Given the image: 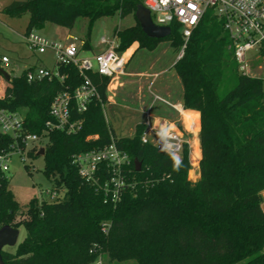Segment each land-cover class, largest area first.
<instances>
[{"label": "trees", "instance_id": "1", "mask_svg": "<svg viewBox=\"0 0 264 264\" xmlns=\"http://www.w3.org/2000/svg\"><path fill=\"white\" fill-rule=\"evenodd\" d=\"M139 6L144 0H24L0 12L13 19L28 15L26 34L49 23L71 29L81 18L91 29L119 13L136 21L115 32L119 53L134 45L153 51L164 41L179 52L185 44L179 26L171 25L166 39H150L136 20ZM83 50H90L87 43ZM56 69L63 81L46 77L29 83L27 73L34 69L4 81L0 108L24 109L23 133L47 140L44 174L56 197L54 202L34 199L23 210L0 168V229L26 231L14 253L2 252L4 264H93L98 259L103 264H264V80L239 72L230 37L214 10L206 12L173 67L184 109L200 114L197 182L189 180L188 144L177 159L142 142L144 125L136 126L131 138H117L104 114L111 78L97 73L88 76L99 99L73 116L83 121L81 130L71 135L49 130L54 99L84 84L75 66L57 63ZM112 140L131 163L118 203L103 191L109 178L105 167L96 181H88L75 164L79 155L102 150ZM15 147V140L0 131V156Z\"/></svg>", "mask_w": 264, "mask_h": 264}, {"label": "built area", "instance_id": "2", "mask_svg": "<svg viewBox=\"0 0 264 264\" xmlns=\"http://www.w3.org/2000/svg\"><path fill=\"white\" fill-rule=\"evenodd\" d=\"M144 7L149 10L155 25L170 28L171 25L179 26L185 44L178 52V60L183 58L186 44L206 12L214 10L218 19L224 23V30L230 37L239 72L252 77L253 66L248 59L250 54H256L258 63L259 60L264 61V0H144ZM24 41L30 50L39 54L52 50L57 63L75 66L84 78V84L76 91L73 93L65 91L54 99L50 110L52 122L47 124V128L51 131L71 135L81 130L83 121L74 120V113L80 115L86 113L92 100L99 99L98 89L88 76L90 73L108 78L126 75L128 59L118 52L119 44L116 36L112 42L103 38L101 45L105 47L104 50L94 55L92 59L80 58L84 44L81 50L76 44L70 46L54 44L35 32L25 34ZM1 62L4 67L10 65V59L6 56L1 57ZM259 69L264 70L263 67ZM46 77L64 80L57 69L49 71L38 67L27 73L29 83ZM4 94L5 90L0 98H4ZM174 109L178 112L182 111L179 105ZM18 115L0 108V131L15 140L16 147L12 153L17 151L19 155H24L28 144L37 143L39 138L23 133L24 118ZM143 125L145 126L141 138L143 143L151 144L161 152L180 158L184 145L188 143L179 128H172L167 124L156 125L152 123L149 113ZM20 143L24 145V150L20 147ZM12 153L0 156V168L5 172L8 171L6 162L9 161ZM75 164L80 176L88 181H96V175L105 167L109 178L103 191L113 203L120 201L121 191L126 185V170L131 163L128 156L117 148L114 140L110 146L102 150L79 155L75 159ZM93 264L103 263L98 259Z\"/></svg>", "mask_w": 264, "mask_h": 264}, {"label": "rangeland", "instance_id": "3", "mask_svg": "<svg viewBox=\"0 0 264 264\" xmlns=\"http://www.w3.org/2000/svg\"><path fill=\"white\" fill-rule=\"evenodd\" d=\"M14 1L24 0H0V9L9 6ZM28 22V15L13 19L0 12V58L6 56L10 59V65L3 66V68L11 77H19L29 69H35L38 66L49 71L57 67V59L52 50L39 54L30 50L26 45L24 35ZM135 24L134 17L122 19L117 13L113 17L95 22L91 29L90 21L81 18L71 29L49 23L43 29L34 32L50 43L63 46L76 44L80 50L82 45L87 43L90 50H81L80 58L92 59L94 55L104 50L105 47L101 45L103 38L112 42L117 30H124ZM121 54L128 59L125 68L126 75H116L111 78L104 114L117 138H131L135 134L136 126L146 122L147 113L150 114L151 121L153 118H174L175 109L173 110L165 101H158L155 97L157 95L164 97L163 93L168 88L171 98H166V100L172 104L182 103L183 88L173 69L178 60V52L171 47L169 42L159 43L153 51L139 49L137 45H134L130 50ZM256 58V54H250L248 57L253 66L251 76H261L260 78L264 80V70L259 69L260 67L264 69V61L259 60L260 63H258ZM1 82L0 77V85ZM18 114L19 117L24 118L26 111L21 109ZM46 143V139L35 144L29 143L24 155H19L16 151L6 162L8 166L6 173L10 179L9 189L23 210H26L34 199L39 202L56 200L54 195H50L53 183L44 174V157L38 156V152L35 151L43 149ZM191 155L192 168L189 172V180L197 182L200 178V161L198 157ZM262 208L264 210V204ZM25 237L26 231L20 227L17 245L4 250L14 253Z\"/></svg>", "mask_w": 264, "mask_h": 264}, {"label": "crops", "instance_id": "4", "mask_svg": "<svg viewBox=\"0 0 264 264\" xmlns=\"http://www.w3.org/2000/svg\"><path fill=\"white\" fill-rule=\"evenodd\" d=\"M1 81L2 82L0 85V90H1L0 91V97L2 96V93H4V90H5V84H3L5 80L2 77H1ZM182 93H183V89H182ZM163 95H164V97L157 95L155 98H158V101L159 100H161L163 102L165 101V103L168 104L173 110H174L175 106L179 105L182 107V111L178 112L177 110H174L176 113V116L174 118H153L152 123H154L156 125L157 124H167V125L171 126L172 128H179L182 131L184 139L187 141V143L189 145L190 155L193 154V156L198 157V160L200 161V159H201V146H200V139H199L200 129H201L200 114L193 112V111L185 110L183 107V103L172 104V103L168 102L166 100V98L167 99L171 98V92H169L168 88L165 89ZM107 102H108V98H107ZM185 113H191L193 115L194 126L189 124L188 117H187V115H185ZM144 123L145 122H143L139 125H143ZM196 127H197V129H196ZM196 142H197V144H196Z\"/></svg>", "mask_w": 264, "mask_h": 264}, {"label": "water", "instance_id": "5", "mask_svg": "<svg viewBox=\"0 0 264 264\" xmlns=\"http://www.w3.org/2000/svg\"><path fill=\"white\" fill-rule=\"evenodd\" d=\"M135 17L140 24L143 33L150 39L163 40L169 37L172 33L170 27H159L155 25L149 10H147L144 6L138 7ZM0 75L6 82L11 80V76L4 69H0ZM44 152L45 150L41 149L38 156H43ZM136 166L138 167L137 171H139L141 164L136 162ZM18 238L19 230L13 229L9 226L0 229V264H4L2 259V252L4 249L7 247H15L17 245Z\"/></svg>", "mask_w": 264, "mask_h": 264}, {"label": "bare ground", "instance_id": "6", "mask_svg": "<svg viewBox=\"0 0 264 264\" xmlns=\"http://www.w3.org/2000/svg\"><path fill=\"white\" fill-rule=\"evenodd\" d=\"M185 115H187V117H188L189 124H191V125L194 126V118H193V115L191 113H185ZM196 129H197V127H196ZM196 144H197V142H196Z\"/></svg>", "mask_w": 264, "mask_h": 264}]
</instances>
